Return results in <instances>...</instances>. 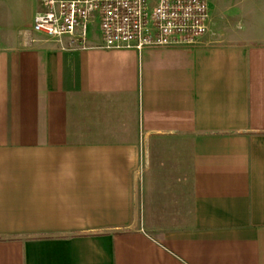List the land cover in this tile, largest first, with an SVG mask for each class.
Returning a JSON list of instances; mask_svg holds the SVG:
<instances>
[{"label":"crops","instance_id":"1","mask_svg":"<svg viewBox=\"0 0 264 264\" xmlns=\"http://www.w3.org/2000/svg\"><path fill=\"white\" fill-rule=\"evenodd\" d=\"M214 1L138 52L0 0V264H264V0L237 28Z\"/></svg>","mask_w":264,"mask_h":264},{"label":"built area","instance_id":"2","mask_svg":"<svg viewBox=\"0 0 264 264\" xmlns=\"http://www.w3.org/2000/svg\"><path fill=\"white\" fill-rule=\"evenodd\" d=\"M32 32L70 46L86 47L88 28L98 22L109 50L195 44L208 31V0H40Z\"/></svg>","mask_w":264,"mask_h":264},{"label":"rangeland","instance_id":"3","mask_svg":"<svg viewBox=\"0 0 264 264\" xmlns=\"http://www.w3.org/2000/svg\"><path fill=\"white\" fill-rule=\"evenodd\" d=\"M214 1V0H213ZM215 2V6L217 5L218 7L215 9V12L218 13L217 9L223 7L224 12L220 10L221 14H224V17L228 19V21H232L234 26L237 28L240 23L242 22V15H243V8L246 7V0H220L218 3ZM39 4V1H38ZM238 9V10H237ZM237 10V11H236ZM97 25H92L89 26L88 28V36L92 37L93 35V28H95Z\"/></svg>","mask_w":264,"mask_h":264}]
</instances>
